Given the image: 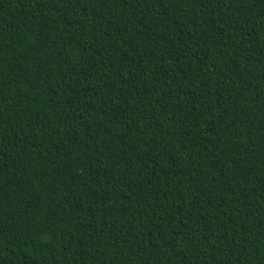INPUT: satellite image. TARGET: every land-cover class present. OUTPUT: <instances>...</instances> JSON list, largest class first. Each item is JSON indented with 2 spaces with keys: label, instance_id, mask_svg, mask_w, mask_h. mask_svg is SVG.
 <instances>
[{
  "label": "trees",
  "instance_id": "obj_1",
  "mask_svg": "<svg viewBox=\"0 0 264 264\" xmlns=\"http://www.w3.org/2000/svg\"><path fill=\"white\" fill-rule=\"evenodd\" d=\"M0 264H264V0H0Z\"/></svg>",
  "mask_w": 264,
  "mask_h": 264
}]
</instances>
